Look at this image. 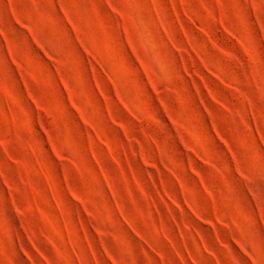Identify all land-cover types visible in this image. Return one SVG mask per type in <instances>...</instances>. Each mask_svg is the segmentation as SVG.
<instances>
[{
	"label": "rangeland",
	"instance_id": "1",
	"mask_svg": "<svg viewBox=\"0 0 264 264\" xmlns=\"http://www.w3.org/2000/svg\"><path fill=\"white\" fill-rule=\"evenodd\" d=\"M0 264H264V0H0Z\"/></svg>",
	"mask_w": 264,
	"mask_h": 264
}]
</instances>
